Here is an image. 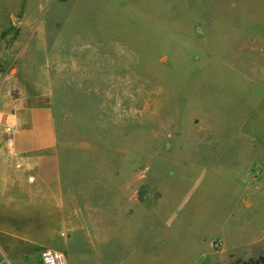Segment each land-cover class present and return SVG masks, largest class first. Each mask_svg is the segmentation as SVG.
Masks as SVG:
<instances>
[{
    "label": "rangeland",
    "instance_id": "rangeland-1",
    "mask_svg": "<svg viewBox=\"0 0 264 264\" xmlns=\"http://www.w3.org/2000/svg\"><path fill=\"white\" fill-rule=\"evenodd\" d=\"M12 70L71 144L66 264L264 256V0H0Z\"/></svg>",
    "mask_w": 264,
    "mask_h": 264
},
{
    "label": "crops",
    "instance_id": "crops-1",
    "mask_svg": "<svg viewBox=\"0 0 264 264\" xmlns=\"http://www.w3.org/2000/svg\"><path fill=\"white\" fill-rule=\"evenodd\" d=\"M16 73L0 77V264H44L42 249L69 247L72 174L66 179L62 160L70 161L71 144L50 90L30 88Z\"/></svg>",
    "mask_w": 264,
    "mask_h": 264
},
{
    "label": "built area",
    "instance_id": "built-area-1",
    "mask_svg": "<svg viewBox=\"0 0 264 264\" xmlns=\"http://www.w3.org/2000/svg\"><path fill=\"white\" fill-rule=\"evenodd\" d=\"M12 140V138H10ZM44 264H66L67 255L64 251L55 248H44L41 250Z\"/></svg>",
    "mask_w": 264,
    "mask_h": 264
},
{
    "label": "trees",
    "instance_id": "trees-1",
    "mask_svg": "<svg viewBox=\"0 0 264 264\" xmlns=\"http://www.w3.org/2000/svg\"><path fill=\"white\" fill-rule=\"evenodd\" d=\"M228 264H264V256L260 255L257 258H250L247 260H239L238 262L228 263Z\"/></svg>",
    "mask_w": 264,
    "mask_h": 264
}]
</instances>
